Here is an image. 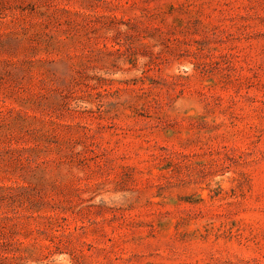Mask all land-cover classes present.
<instances>
[{"label":"rangeland","instance_id":"obj_1","mask_svg":"<svg viewBox=\"0 0 264 264\" xmlns=\"http://www.w3.org/2000/svg\"><path fill=\"white\" fill-rule=\"evenodd\" d=\"M0 264H264V0H0Z\"/></svg>","mask_w":264,"mask_h":264}]
</instances>
